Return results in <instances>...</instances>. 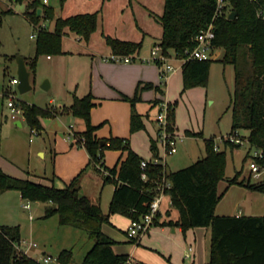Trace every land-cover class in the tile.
Returning a JSON list of instances; mask_svg holds the SVG:
<instances>
[{
	"label": "rangeland",
	"instance_id": "rangeland-1",
	"mask_svg": "<svg viewBox=\"0 0 264 264\" xmlns=\"http://www.w3.org/2000/svg\"><path fill=\"white\" fill-rule=\"evenodd\" d=\"M30 1L0 0V9L7 12L2 15L0 20V166L4 170L6 169L8 174L21 175L24 170L30 171V180H36L43 184H51L49 178L52 175L55 178V186L58 188H64L69 180L72 181L79 175L83 192L92 200L100 201L102 210L104 213H108L111 201L109 186L102 189L103 182L99 178L101 177L100 172L94 169L93 165L86 166L71 178H66L63 175H68L67 161L70 159L69 143L73 141L72 138L84 141L82 131L75 129L72 130L73 137L71 138L69 136L71 130L68 131L69 126L76 124L79 128L85 129L84 120L74 116L70 110L71 104L67 98L70 94L69 88L72 90L71 94L75 88L77 94H87L91 87L90 84H92L90 79L92 80L91 69L95 67L92 62L94 59H99L103 61V64L109 63V65H125V62L132 65L137 64L141 68H145L149 78H154L149 69L156 71L159 65L155 62H150L149 65L146 58L151 56L153 45L161 42L163 33L161 16L164 12L165 1L41 0L42 6L38 8L41 9V12L39 14L37 12L41 20L36 25L25 15L28 9L27 4ZM45 7L53 8V18L46 19ZM226 7L225 12L229 13L231 8L229 5ZM31 11L33 12L34 9ZM93 12L98 14L97 29L88 42L73 32L64 35L62 53L50 54L51 59H47V54L38 55L35 72L32 75L31 90L20 93L17 85L10 84V79L18 77V57H26L27 64L35 57L39 27L53 31L57 17ZM108 36L128 41H140L142 42L141 49L139 53L132 55L135 58L131 60L114 62L109 59L113 54L112 48L107 42ZM224 53L223 46L213 45L211 57L213 61L205 86L200 85L186 89L181 74L178 72L175 73L172 80L168 81L169 83L165 84L166 100H159L158 108L162 102H168L169 111L170 108L173 110L175 119V123L171 127L168 112V130L184 135L182 140H178L177 152L166 156L167 171H176L205 157V140L212 139L214 147L218 146L220 150L226 151L225 175L218 183V193L221 197L216 205V210L228 212V214L240 211L264 214V192L261 191L252 190L247 201L250 205L249 209L234 205L235 200L242 198L245 186L240 183L230 184V181L235 176L238 181H250L249 159H247L250 143L248 130L238 129L231 132L232 112L230 106L235 84V69L232 64L225 65L221 62ZM170 54L173 56L175 52L171 50ZM106 57L108 59H105ZM169 61L175 65L179 64L177 60L170 59ZM96 67L98 68V66ZM115 68L116 66L113 68V74L120 76V79L123 76L122 71ZM45 80L51 84L48 89L42 87ZM10 89L14 91L24 109V115L19 116L22 123L20 126L16 125L15 120L11 118L7 100L2 95L8 93ZM145 91L149 96L147 101L136 103V111L144 113L150 108L148 98H153L154 94L150 92L152 89L146 88ZM51 98L54 99L53 102L50 100ZM60 101L66 102V105ZM24 103L36 104L40 107L48 106L55 110H62L66 107L67 110L63 109L64 112L52 117L53 121L49 127L46 126L44 118H41L42 130L36 129L37 134L33 132L25 119ZM157 112L153 109L150 112L151 118L147 119L146 117L145 122L143 121L144 127L131 132V102L123 98H104L101 104L92 107L90 121L93 125L98 126L97 129L102 134L109 135L108 138L128 139L129 144L142 159H149L151 157L150 147L153 146L152 139H157L156 128L157 124L159 127V123L153 118ZM49 129L55 132L54 139H51L46 131H43ZM187 131L195 134H187ZM232 137H238L242 143L231 140ZM233 144L239 146H233ZM156 150L158 157H164V147L159 141H156ZM41 152H44V155H41ZM119 154L118 149L105 148L104 163L112 167L119 166V164L114 165ZM7 163H11L13 167H9ZM16 193H18L16 190L0 193V207L6 203L8 218L12 220V224H17L20 227L21 240L18 244L21 245V248L16 247L17 254L22 255V248H29L30 243H36L35 246L29 248V253L24 254L25 256L39 259L45 254L56 259L62 250L67 249L72 251L71 264H81L86 252L94 243L87 232L73 226L62 225L58 215L43 218V210L49 205L47 202L37 201L32 205L31 210L23 208V203L27 202L26 199L15 197L14 202H17V205L14 204L12 198ZM166 205H169V196L164 197L161 209ZM172 210L175 211L176 216L179 214L176 208L172 207ZM30 214L33 215V219L30 218ZM114 218H117L119 228L112 226L110 221L103 224V232L105 231L106 233H104L115 241L116 248L132 245L133 242L128 240L124 231L128 217L115 214ZM154 226L152 225L147 233L134 242L137 243L139 240L141 244L163 242L165 233L161 231V228L155 229ZM170 230L171 228L168 226L165 231L167 234L175 236L174 239L178 243V264H191L192 258L184 257L183 247L189 246L185 242L184 234L171 233ZM208 231L207 227L200 228L201 245L204 244V234ZM150 238L151 240L147 241ZM179 238L181 240H178ZM198 241L200 242V240ZM193 244L195 245L194 242ZM166 258L170 260V258ZM50 264L57 263L54 260Z\"/></svg>",
	"mask_w": 264,
	"mask_h": 264
},
{
	"label": "trees",
	"instance_id": "trees-1",
	"mask_svg": "<svg viewBox=\"0 0 264 264\" xmlns=\"http://www.w3.org/2000/svg\"><path fill=\"white\" fill-rule=\"evenodd\" d=\"M22 1V0H17ZM164 12L161 16V46L166 54L171 50L177 56H185V51L195 45V36L214 20V45L223 46L225 53L221 62L232 64L235 69L234 91L231 97V132L238 129L249 131L251 146L264 148V0H223L219 11L217 0H164ZM226 3V4H225ZM230 6L229 13L225 12ZM41 0H31L27 4L25 15L37 24L41 19L37 15ZM34 11L32 12L31 10ZM46 19L53 18V8L45 7ZM262 10V14L258 12ZM236 12L235 18L229 15ZM4 10L0 9V20ZM97 12L80 13L68 17H57L55 28L50 31L38 28L36 55L28 67L31 75L35 72L39 54L62 53L64 35L73 32L87 42L97 29ZM114 55H134L139 53L142 42L107 37ZM212 59L188 60L182 67L183 84L186 89L208 82ZM157 88L146 83L143 88ZM132 105L130 122L131 132L144 127L142 114L136 111V103L141 101L139 89L133 97L124 96ZM157 99L155 105L160 101ZM25 105V119L33 129L42 130L41 118L54 117L64 111L36 104ZM94 106L91 92L79 97L73 96L70 106L72 114L82 118L85 129L82 131L91 162L100 164L107 147L127 151V157L120 166L106 167L105 183H113L115 189L110 201L108 213H104L99 203L80 193L79 175L64 188L47 185L29 178H19L7 174L0 168V193L18 190L23 199L47 202L43 218L59 216L62 225H69L87 232L94 240L81 264H126L131 260L128 254H118L113 250L115 241L102 230L104 223L110 222L112 214H122L130 219L138 218L148 212L157 192L158 181L165 173L171 182L167 195L172 207L179 212L176 221L163 224L180 226L185 233L196 227H210L211 244L208 264H264V215H218L216 205L221 197L218 183L224 178L226 151L216 150L212 139H206V155L192 164L176 171H167L166 165L149 164L146 172L148 180H143L141 161L138 153L129 148V140L117 137L101 139L96 136V125L90 121ZM173 110L169 111L170 125L175 119ZM187 134H195L187 131ZM228 145V143H226ZM233 146H239L233 144ZM156 149V143H153ZM158 153L156 152V155ZM240 183L245 187L264 192V184L251 181H238L235 176L230 184ZM157 219V218H156ZM155 219V221H156ZM21 240L19 225H0V264H41L35 258L18 255L16 244ZM62 264H71L72 251L64 249L58 254ZM132 261V260H131ZM132 264H145L141 261Z\"/></svg>",
	"mask_w": 264,
	"mask_h": 264
},
{
	"label": "crops",
	"instance_id": "crops-1",
	"mask_svg": "<svg viewBox=\"0 0 264 264\" xmlns=\"http://www.w3.org/2000/svg\"><path fill=\"white\" fill-rule=\"evenodd\" d=\"M46 57H47V59L52 58L51 55H47ZM132 57L135 58L134 56H132ZM105 59H108V57H106ZM26 60L28 61V59L25 57V61ZM112 61H114V60H112ZM141 61H143V60L141 59ZM92 62L94 63L93 65L95 67L91 69L92 80L90 79V81H92V84H90L91 87L89 88L87 94L89 92L92 93L94 106L97 104H101L102 100L104 98H123L125 95L129 96V97H133L136 94L138 89H139V95L141 97V101H139L137 103H141L143 101H147V97H149L146 95V93H148V92H146L145 91L146 89L143 88L146 83L151 82L155 86H157V85L160 86V88H161L160 90H158L155 87L154 88H147V89H152V91H150V92L151 93L153 92L154 94L152 96L153 98H151V99L148 98L150 108L146 111V113L138 111L140 114H142L143 121L145 120L146 117H147V119L151 118L150 112L153 109L158 111V109H159L158 105L154 104L157 99L166 100L165 95L167 92L164 89V87L166 86L165 84L169 83L168 81L172 80L173 76L177 72L180 73L181 77H182V68H180L176 72L172 73L170 75V77L168 78V80H166V82H163L159 66H157L156 71L155 70L151 71L149 69L151 75L154 76V78H149L150 76L148 75V72L145 70V68H141V66L137 65V64L132 65V64H127V62H125L124 63L125 65H123V64L109 65V63L103 64V61H100L99 59H97V60L94 59ZM104 62H106V60H104ZM149 65H150V63H149ZM27 66H28V64H27ZM96 66H98V68ZM114 66H116L115 69L122 71L121 73L123 74V76L120 79H119L120 76H115L113 74ZM97 69L99 72L97 71ZM182 80H183V77H182ZM31 81H32V75H31ZM50 87H51V84H50ZM72 89H73V86H72ZM71 91H72L71 88H69L70 94H69V96H67V98H69L68 101L70 104H72V102H73V96L74 95H77L79 97L86 95V93L81 94V95L77 94L76 88L73 90L74 92H72V94H71ZM103 94H104V96H103ZM50 100L52 102L54 101L53 98H51ZM60 103H62V101H60ZM62 104L66 105V102L63 101ZM153 118L156 120V114L153 116ZM44 120L46 121V126L49 127V125L53 121V118L52 117H46V118H44ZM18 122H20V124H17ZM130 122H131V119H130ZM15 124L20 126L22 123L18 119V120H15ZM75 126H72V127L69 126L68 131H70V130L72 131L73 129H75L76 131H83L84 130L83 127L79 128L78 125H76V124H75ZM176 128L178 129L177 125H176ZM158 129H159V127L157 124V128H156L157 139L156 140L152 139L153 143H156V141L158 142ZM43 131H46L47 135L51 139H54L53 137L55 135V132L53 130L49 129V130H43ZM69 136H70V134H69ZM96 136L98 139H101L102 141H104L105 139H108V137H110L109 135H107L105 133L102 134V132L98 129L96 130ZM72 139H73V141H71L69 143V147H70L69 157H70V159L67 161V165H69L68 175H65L61 172H58V173L63 174L66 178H71V177L75 176L77 173H79L81 170H83L86 166L88 167V166L93 165L94 169H96L100 172L101 177H99V178H100L101 182H103L102 189H104L106 186H109V195H111V198H112V195H113V192L115 189V185L113 183H105L104 182V176L108 172L107 170H105L104 166L110 167V168L112 166L105 164L103 159H102L100 164L91 162L90 154L86 148L85 149L83 148L84 144L82 143V141L80 139H75V138H72ZM104 143H105V141H104ZM77 146H79V147H77ZM129 148L131 150L135 151L130 144H129ZM150 150H151V153H150L151 157L149 159L153 158L157 152V150L155 148H153V146L150 147ZM119 153L120 154H119L117 161L114 165L119 164V166H120L121 162L123 160H125L127 157V151L119 150ZM41 155H44V152H41ZM0 162H1V160H0ZM7 165L9 167H13V165L11 163H7ZM166 167H167V161H166ZM0 168L8 174L6 169H5L6 170L5 171L1 166H0ZM9 175L19 177V178H24V179H26V178L30 179L31 173H30V171L24 170L23 173H21V175H15V174H11V173H9ZM54 176H56V173H54ZM49 181L51 182V184H47V185H52V184L55 185V178L52 177V175H51V178H49ZM70 182H71V180H69L65 185L70 184ZM16 191L18 193L13 195V198H12L13 202L15 201V197L18 199L19 198L23 199L21 196V193L18 190H16ZM80 193L82 195L89 197L86 193L83 192L81 184H80ZM250 194H252V190L245 187V190L243 191L242 198L235 200L236 202L234 205L237 207L238 206H244L247 209H249L250 205H248L247 201H248V197L250 196ZM26 201H27L26 203H29L30 206L25 207L24 205L26 203H23V208L28 209V210H31L32 205L34 203H37V201L36 202H32L29 200H26ZM92 201L100 204V201H97V200H92ZM14 204L17 205V202H14ZM170 205H171V200L169 198V205H166L165 208L160 210V213L157 216V219L154 223L155 229L161 228V231L165 233V236H163L165 238V240L163 242L162 241H156V243L147 242L146 244H141V242L139 240V242L135 243L134 242L135 240L128 236L127 229H128L129 223H130V218L126 217L127 221L125 222V225H124L125 226L124 231L128 237V240L133 242V244L127 245V247L124 246L123 248H116L115 244H113L112 247H113L114 252L118 253V254H128L130 256L132 262L141 261L145 264H178V252H179L178 251L179 249L177 246L178 243L174 239L175 236L167 234L165 231L166 228L169 226V228H171V230H170L171 233L178 232V233L184 234V238L186 240L185 242H187L189 245V246H187V248L183 247L184 257H187L186 255H187V253H189V248L190 247L193 248L191 251V256H190L192 258L191 264H208L209 258H210V244H211V229H210V227H207L209 229V231H208V233L204 234V240H203L204 244L201 245V238H200L201 237V234H200L201 233L200 232L201 227L188 229L184 233L180 226H172V225L163 224L165 221H169V220L176 221L179 218V214L176 216L175 211L172 210V207H169ZM6 207H7L6 203H4L0 207V225L1 224L17 225V224H12L13 223L12 220L10 218H8V215H7L8 210L6 209ZM44 211H45V208L43 210V215H44ZM215 212L218 215H264V214H255V213H251V212L247 213V212H241V211L239 213L232 212V214H228V212H221L218 210H215ZM114 217H115V214H112L110 216L111 225L115 226L116 228H119V224L117 223L118 220H117V218H114ZM30 218L33 219L32 214H30ZM181 238H179L178 240H181ZM150 240H151V238L148 239L147 241H150ZM198 240H200V242ZM193 242L195 243V245L193 244ZM175 248H177V249H175ZM43 255H45V254H43ZM166 257L170 258V260H168Z\"/></svg>",
	"mask_w": 264,
	"mask_h": 264
},
{
	"label": "built area",
	"instance_id": "built-area-1",
	"mask_svg": "<svg viewBox=\"0 0 264 264\" xmlns=\"http://www.w3.org/2000/svg\"><path fill=\"white\" fill-rule=\"evenodd\" d=\"M217 3H218V9L219 11H221L224 2L223 0H217ZM258 14L261 15L262 10H260ZM262 17L264 18V14L262 15ZM215 36H216L215 24H214V20H212V22L209 23L206 28L202 29L195 36L194 38L195 45L191 49H187L185 51L186 53L185 56H177L176 53L173 56L171 54H166L161 44L157 43L153 45L151 56L146 58V61L149 63L155 62L159 65L163 82H166V80H168L170 75L176 72L178 69L182 68L183 65L188 60L211 59L212 47L214 45ZM109 59L114 61H128L133 59V57L131 55H112ZM170 59L179 61V64L175 65L173 62L169 61ZM18 83H19L18 77H13L12 79H10L11 85H18ZM2 95L7 100V107L11 111L12 119L18 120L20 115L21 116L24 115V109L21 106V102L17 99L16 94L14 93V91H12V89H10L8 93ZM168 112H169L168 102L164 101L161 103V106L156 114V120L159 123L158 141L164 147V157L161 158L156 155L151 159H143L141 161V169H142L141 177L145 181L148 180L149 178L146 172L148 165L161 164L165 166L166 156L177 152L178 140H182L184 137V135H180L178 132L172 133L168 130V125H169ZM33 132L38 134V132L34 128H33ZM237 135H239L238 132ZM70 137H73L72 131L70 132ZM231 140H234L236 142H241V140L238 137L235 138L232 137ZM215 149L220 150L218 146H215ZM247 154H248L247 159H249L250 181L256 184H264V148L250 145V149ZM170 187H171V182L169 181V179H167L164 173L161 179L158 181L157 192L150 204L148 212H146L145 214H143L138 218L130 219V223L127 229V233L130 238L134 239L135 241L140 239L145 233H147L150 230L152 225H154L155 219L160 213L162 201L164 197L167 196V190ZM24 206L29 207L30 204L26 203ZM35 245L36 243H30L29 248ZM16 247L21 248V245L16 244ZM29 248H22L23 255L29 253L28 251ZM192 249H193L192 247L189 248V253H187L186 255L187 257L191 256ZM36 260L39 261L41 264H50L54 260L56 261L57 264H62L58 260V258L53 259L52 256L50 255L40 256L39 259ZM126 264H132V261L128 260Z\"/></svg>",
	"mask_w": 264,
	"mask_h": 264
},
{
	"label": "water",
	"instance_id": "water-1",
	"mask_svg": "<svg viewBox=\"0 0 264 264\" xmlns=\"http://www.w3.org/2000/svg\"><path fill=\"white\" fill-rule=\"evenodd\" d=\"M40 11L41 9H38V14L40 13ZM235 15H236V12H233L229 15V18L230 19L235 18ZM17 63H18L17 74H18V79H19V83L17 87L20 93H25L32 89L31 70L27 66V63L24 57H18ZM42 87L44 89H48L50 87L49 81L45 80L44 83L42 84ZM17 124H20V122H18ZM101 144H104V141H102Z\"/></svg>",
	"mask_w": 264,
	"mask_h": 264
}]
</instances>
